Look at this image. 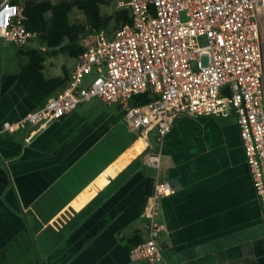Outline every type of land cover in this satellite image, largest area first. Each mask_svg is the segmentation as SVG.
<instances>
[{
  "label": "crops",
  "instance_id": "1",
  "mask_svg": "<svg viewBox=\"0 0 264 264\" xmlns=\"http://www.w3.org/2000/svg\"><path fill=\"white\" fill-rule=\"evenodd\" d=\"M63 64L69 78L75 61ZM21 65L0 62V124L37 109L17 83ZM83 104L44 127L0 134V264H141L128 252L144 238L155 182L175 189L156 216L167 263L264 264V210L233 118L182 116L160 146L149 133L154 169L122 113Z\"/></svg>",
  "mask_w": 264,
  "mask_h": 264
},
{
  "label": "built area",
  "instance_id": "2",
  "mask_svg": "<svg viewBox=\"0 0 264 264\" xmlns=\"http://www.w3.org/2000/svg\"><path fill=\"white\" fill-rule=\"evenodd\" d=\"M28 1L0 2L4 44L22 49L35 38L23 21ZM112 3L116 10H128L130 24L91 35L66 86L20 121L2 122L0 134L15 133L24 124L44 127L97 99L120 108L126 127L149 150L146 165L159 169L160 154L150 147L149 133H155L160 146L182 116L233 118L252 188L264 210V0ZM174 193L170 183H154L142 212L144 238L129 247L130 262L169 264L159 245L165 228L156 216L160 201Z\"/></svg>",
  "mask_w": 264,
  "mask_h": 264
},
{
  "label": "trees",
  "instance_id": "3",
  "mask_svg": "<svg viewBox=\"0 0 264 264\" xmlns=\"http://www.w3.org/2000/svg\"><path fill=\"white\" fill-rule=\"evenodd\" d=\"M10 2L17 4L18 0ZM111 3L112 0H58L54 3L31 0L25 3V27L35 34L32 42H36L40 48L17 51L18 55L26 57V62L20 66L17 83L35 108L43 106L50 96L62 90L68 82L64 70L61 76L47 78L44 75L46 57L60 54L75 60L83 52V40L87 36L103 30L110 32L121 25L130 24L127 9H115L110 15L102 14V8L109 7ZM73 13H78L82 20H70L69 16ZM141 241L132 242L130 246Z\"/></svg>",
  "mask_w": 264,
  "mask_h": 264
},
{
  "label": "rangeland",
  "instance_id": "4",
  "mask_svg": "<svg viewBox=\"0 0 264 264\" xmlns=\"http://www.w3.org/2000/svg\"><path fill=\"white\" fill-rule=\"evenodd\" d=\"M45 1H51V2H56L58 0H45ZM115 10L113 3H111V5L107 8H102L101 12L102 14L105 15H110L113 11ZM70 20H76V21H81L82 17L78 14V13H73V15L71 16L70 14ZM181 19L183 21H185L184 16H181ZM91 36V35H90ZM90 36H87L85 38V41H83V45L85 46L86 44L90 43ZM1 42V41H0ZM33 44L32 48H40L39 45L36 42H31ZM31 43H29L31 45ZM200 43H202V41L200 40ZM3 44V43H2ZM5 46L2 47L4 50L0 51V62L3 65H7V66H16L18 63L24 64V62L26 61V57L24 56H20L17 54V51L19 49H17L16 47L12 46L11 44H4ZM23 50H26V48H24ZM43 50V49H42ZM74 60L67 58L63 55L57 54L54 56H48L45 58L44 61V66H45V74L47 76L50 77H54L56 75H61V70H60V65H62L63 63H73ZM64 65V64H63ZM94 75L91 74L90 76H88V78H92ZM85 107H89L90 111L99 113L101 111H106L108 113H111L113 115H115L116 117H118L119 112L120 114L122 113L120 108L116 105H111L109 107H106L104 104H102L101 102H99L97 99H92L89 102H85V104H83ZM82 105V106H83ZM136 138V137H135ZM137 140V139H136ZM149 140L152 141V136L149 137Z\"/></svg>",
  "mask_w": 264,
  "mask_h": 264
},
{
  "label": "bare ground",
  "instance_id": "5",
  "mask_svg": "<svg viewBox=\"0 0 264 264\" xmlns=\"http://www.w3.org/2000/svg\"><path fill=\"white\" fill-rule=\"evenodd\" d=\"M143 142V141H142ZM144 143V142H143Z\"/></svg>",
  "mask_w": 264,
  "mask_h": 264
}]
</instances>
